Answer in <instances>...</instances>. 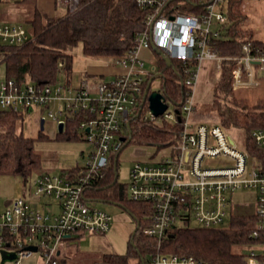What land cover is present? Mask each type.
Instances as JSON below:
<instances>
[{"label": "built area", "instance_id": "obj_1", "mask_svg": "<svg viewBox=\"0 0 264 264\" xmlns=\"http://www.w3.org/2000/svg\"><path fill=\"white\" fill-rule=\"evenodd\" d=\"M54 1L60 16L73 15L81 8V0ZM230 1L135 0L143 14L142 28L134 48L115 59L125 71L110 81L84 78L79 86L72 87L59 82L18 84L15 80H0V111L24 117L39 107L42 111L38 122H46L43 113L47 112L58 128L63 125V133L77 121L80 139L94 148L84 166L60 175L39 174L25 183L22 194L6 202V209L0 207L1 259L3 252L15 255L5 264H22L36 254L40 256L38 264H61L65 241L78 234L102 235L110 230L112 216L91 206L90 202L99 200L89 194L123 149L122 138L129 137V121L142 111L143 120L165 119L181 124L178 141L171 146V158L164 156L148 164L136 162L127 183L129 199L151 207L150 223L143 230L146 237L156 241L150 264H210L193 255L166 253L164 243L173 238L178 226L192 220L206 229L223 227L227 218L236 215L232 197L242 189L259 195L254 214L260 219L251 237L264 238V165L246 147L241 148L223 125L192 120L195 89L206 61L214 62L221 70L225 62L230 63L234 90H249L264 83L263 41L246 38L237 56L219 53L218 42L230 28H225L231 21L224 14ZM32 40L24 24L0 23V46L21 48ZM143 51L151 57H145ZM155 53L164 62L165 57L170 58L171 65L174 61L181 64L182 85L186 88L180 108L175 107L174 113L169 111L172 103L166 99L168 108L159 117L151 112L145 98L150 81V93L159 91L164 95ZM5 58L0 53V64ZM146 62L151 63L149 70L145 69ZM156 80L160 82L153 85ZM252 138L264 148V128L255 130ZM48 206L57 210L45 211ZM254 247L259 250L251 248L246 264H264V240Z\"/></svg>", "mask_w": 264, "mask_h": 264}, {"label": "trees", "instance_id": "obj_2", "mask_svg": "<svg viewBox=\"0 0 264 264\" xmlns=\"http://www.w3.org/2000/svg\"><path fill=\"white\" fill-rule=\"evenodd\" d=\"M41 0H21L20 3L34 8L33 16L28 21L33 40L21 48L0 46V53L6 55L1 63L5 66L6 79L18 84L33 82L57 83V75L62 70L68 75L66 84L71 85L72 51L79 43L86 56L118 59L126 56L135 45L136 37L142 28L143 14L136 7L135 0H81V8L73 15L50 16L40 7ZM243 0L229 2V19L235 21L226 37L218 42L220 55L232 57L240 55L241 43L253 36L238 29L245 19L242 11ZM55 10L58 11L55 4ZM162 72L161 84L165 99L180 108L186 88L182 85L180 68L177 61L168 66L162 57L155 53ZM231 65L225 62L219 82L215 85L214 101L211 114H216L224 127L240 128L246 134V149L254 159L264 165V148L258 147L252 134L264 128V103L251 108L245 99L231 97L235 92L230 75ZM145 109V108H144ZM253 109V110H252ZM140 112V110L138 111ZM214 114V115H215ZM199 118L203 116L197 115ZM134 116L129 121L130 143L156 145L159 148L173 146L178 141L180 123H171L165 119H142ZM22 115L0 111V176L13 175L22 177L25 183L34 174H42V157L35 150L36 140L46 138L42 133L39 138L24 136L17 132V122ZM77 121L71 122L68 130L59 134L65 140L80 139ZM124 148V147H123ZM121 152V151H120ZM119 152V153H120ZM118 155V154H117ZM115 155L106 169L103 179L99 180L90 192L94 200H99L127 210L139 222L140 228L125 255L107 254L100 264H150L156 250V241L143 234L150 223V205L133 202L128 197V184L118 181V159ZM117 160V161H116ZM77 167L67 170L75 171ZM260 217L253 215H235L227 228L206 229L191 228L185 223L174 231V236L164 243L166 253L193 255L210 264H246L247 254L240 252L242 247H252L263 242L251 237ZM61 264H68L60 259Z\"/></svg>", "mask_w": 264, "mask_h": 264}, {"label": "rangeland", "instance_id": "obj_3", "mask_svg": "<svg viewBox=\"0 0 264 264\" xmlns=\"http://www.w3.org/2000/svg\"><path fill=\"white\" fill-rule=\"evenodd\" d=\"M21 0H0V23H22L29 28L28 21L33 16L34 8L27 4L20 3ZM51 0H41L39 5L48 7ZM220 11V10H219ZM242 11L245 16L238 29L243 33H250L254 39L264 42V0H243ZM224 14L229 16L228 4L224 7ZM52 16L58 17L60 13L54 11ZM235 21H231L227 27L234 25ZM220 28V27H218ZM73 66L70 74L71 86L77 87L86 75L96 76L95 81H110L111 77H101L100 73L111 67V60L108 58H96L86 56L83 52V46L79 43L74 47L73 51ZM114 60V59H113ZM151 63L146 62L145 69L149 70ZM92 74V75H91ZM222 74L221 69H217L214 62L206 61L200 74V79L195 89L196 111L192 118L195 122H210L219 123L216 114H210L213 101L215 85L219 82ZM68 78L65 70H60L57 75V82L66 83ZM0 80H6L5 66L0 64ZM160 82L154 81V84ZM231 97L245 99L249 107H257L258 104L264 103V83L261 86L249 90H235ZM58 108V107H56ZM53 109V107L51 108ZM175 105H170L171 112L174 113ZM253 110V109H252ZM42 109L36 107L31 115L25 114L17 122V132L23 133L24 136L38 139L40 126L38 119L41 117ZM203 116L199 118L197 115ZM46 116V138L36 140L35 150L42 157V171L52 175H60L67 170L77 166H84L94 148L91 144L81 139L65 140L58 138L55 134L58 132V127L53 123V120L48 117L47 112L43 113ZM147 115V114H146ZM149 115V114H148ZM230 133L235 137L241 148L246 147V134L240 128H228ZM55 134V135H54ZM49 136V137H47ZM172 147L159 148L156 145H143L137 143H129L124 147L118 159V181L122 184H127L130 181V171L136 162L154 163L160 161L164 156L171 158ZM39 175L36 173L28 181ZM25 180L22 177H16L10 174L0 176V207L6 209V202L9 199L15 198L22 194L25 188ZM34 203L40 204L37 199L32 200ZM47 202V200H43ZM53 201V200H52ZM259 195L256 191L250 189H242L237 191L232 197V204L236 213L240 215H250L257 210ZM100 210L109 213L112 216L110 230L102 235L78 234L74 235L63 243L61 248L62 257L68 264H100L105 255L118 254L125 255L128 253L130 240L137 226V221L133 216L121 206L115 204L95 201L89 203ZM47 210H57V207L48 206ZM180 224V223H179ZM191 228H197V223L192 220L188 223ZM230 225V219L227 218L223 228ZM253 248H257L252 246ZM252 247H242L240 252L247 254ZM258 249V248H257ZM259 250V249H258ZM40 261L39 254H36L31 259H25L22 264H38ZM1 263V255H0ZM12 264V263H9Z\"/></svg>", "mask_w": 264, "mask_h": 264}, {"label": "water", "instance_id": "obj_4", "mask_svg": "<svg viewBox=\"0 0 264 264\" xmlns=\"http://www.w3.org/2000/svg\"><path fill=\"white\" fill-rule=\"evenodd\" d=\"M159 54L162 57H164L163 53L159 52ZM164 60L168 66H171L172 61L170 58L165 57ZM151 83H152V81H150V83L147 86V89L145 92V98H148L149 107H150L151 112L154 114L155 117H159L166 111V109L168 108V105L165 103L166 99H165V96L163 95V93H161L159 91H152L150 93ZM44 124H45V121L42 120V123H41V131L42 132H44ZM128 128H129V133H131V129H130L129 125H128ZM58 132H59V134L63 133V125L62 124L59 125ZM122 141L125 142L124 147H126L130 143L131 137L129 140H127L124 137V138H122ZM119 155H120V153H118L117 159L119 158ZM139 228H140V224H139V222H137V226H136V228L133 232V235L131 237V240H130L132 245H134V237L137 234ZM14 259H15V255L3 252L1 264H5L6 262H12Z\"/></svg>", "mask_w": 264, "mask_h": 264}, {"label": "crops", "instance_id": "obj_5", "mask_svg": "<svg viewBox=\"0 0 264 264\" xmlns=\"http://www.w3.org/2000/svg\"><path fill=\"white\" fill-rule=\"evenodd\" d=\"M39 7H40V9H41L44 13H46V14H48V15H50V16H52L51 14H52L54 11H57V10H55V1H54V0H51V3L48 5V7H47V6L44 7L45 10L42 9L43 5H42V7L39 5ZM142 54H143L145 57H147V58H150V57H151V55H150V53H149L148 51H143ZM110 60H111V67L108 68L106 71L101 72V73H100V76H101V77H107V76H108V77H111L112 79H114V78L117 77L118 75L122 74L125 70H124V68H122V67L116 65V63H115V59H114V60H113V59H110ZM91 75H92V74H91ZM85 78H88V79H90V80H96V76H95V75H92V76L86 75ZM82 80H83V79H82ZM31 114H32V113H31ZM38 121H39V120H38ZM53 123H54V122H53ZM54 124H55V123H54ZM38 125L40 126V132H39V134L42 133V134H44V135L46 136V134H45L46 122H45V124H44V132L41 131V122H38ZM55 134L58 135L59 132H57V133H55ZM55 134H54V135H55ZM47 137H49V136H47ZM254 212H255V210H254ZM254 212H253L252 214H250V215H253ZM236 215H240V214L236 213Z\"/></svg>", "mask_w": 264, "mask_h": 264}]
</instances>
